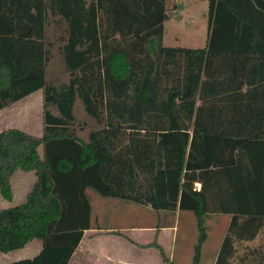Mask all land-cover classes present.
Here are the masks:
<instances>
[{"label": "trees", "instance_id": "1", "mask_svg": "<svg viewBox=\"0 0 264 264\" xmlns=\"http://www.w3.org/2000/svg\"><path fill=\"white\" fill-rule=\"evenodd\" d=\"M166 1L0 0V111L38 91L43 104L41 138L0 132L1 198L12 201L16 172L36 178L23 204L0 209V252L43 241L10 264H68L90 229L88 191L159 217L191 211L189 264L222 218L214 264H264V0H207L201 49L165 47ZM51 18L64 24L68 73L56 85L45 78ZM77 100L101 125L86 141Z\"/></svg>", "mask_w": 264, "mask_h": 264}, {"label": "rangeland", "instance_id": "2", "mask_svg": "<svg viewBox=\"0 0 264 264\" xmlns=\"http://www.w3.org/2000/svg\"><path fill=\"white\" fill-rule=\"evenodd\" d=\"M166 8L168 19L162 24L163 26V44L165 47L171 48H189L201 49L205 46L207 39V0H167ZM64 39V24L59 19H49L46 27V47L48 50L49 60L46 65L45 78L48 84L56 85L68 81V73L65 69L59 47ZM138 59V57H136ZM175 69L168 67L166 70ZM168 76H161V80H166ZM178 79L177 76L171 77V81H165L162 89H167L172 85V82ZM165 93V92H164ZM42 92L37 93L15 103L11 104L2 111H0V132L9 129H19L24 133L35 137H42L43 123H42ZM75 117V132L77 136L86 141L88 134L92 130L100 129L101 125L97 124L84 111L82 103L77 100L74 105ZM41 155V148H39ZM14 187V206L21 205L24 201L25 189H28L35 181L34 173L23 174L19 172L12 178ZM96 199L105 203L112 202L113 199L102 198L92 191H88ZM89 195V194H87ZM115 215L116 222L123 225L128 222H136L137 224L151 223L156 220L157 223L162 224L166 219L159 217L154 211H147L144 207L132 203L117 200ZM128 204V205H127ZM130 206L129 210H121L122 207ZM135 208V209H134ZM144 210V211H143ZM180 211V210H179ZM176 219L180 227L179 240L177 250L183 257L186 255L187 248H190V263L193 253V246L196 241L197 229L196 222L191 211H181ZM141 214H143V221H141ZM155 214V215H154ZM130 217V218H129ZM153 217L155 219H153ZM225 217V216H222ZM170 220V218H169ZM221 224L217 225L214 221L209 222L210 234L208 240L203 246L201 264H210L213 247L220 241L221 227H224L226 219L222 218ZM220 226V228H219ZM187 246H183V240ZM263 240V239H262ZM260 241V240H259ZM189 243L191 246H189ZM213 246V247H212ZM257 242L251 247H256ZM176 260L175 264H184Z\"/></svg>", "mask_w": 264, "mask_h": 264}, {"label": "crops", "instance_id": "3", "mask_svg": "<svg viewBox=\"0 0 264 264\" xmlns=\"http://www.w3.org/2000/svg\"><path fill=\"white\" fill-rule=\"evenodd\" d=\"M17 173L19 172L15 174ZM12 178V201L6 202L0 196V209L14 207L15 200ZM35 181L28 189L24 190V201L21 204L25 202ZM88 194L92 208L90 229L84 232L68 264H167L162 260L159 250L151 246L153 244L157 245L162 250L164 256L169 261L175 263L176 260H179L180 262L185 261L184 264L188 263L190 253L187 255V252L190 251L191 247L187 248L186 255L183 257L180 255V251L177 250L178 244H180L182 240H179L180 227L176 217L182 213L181 211L177 210L173 216L165 215L166 220L162 224L154 220L148 224L128 222L127 224L121 225L116 222L115 212L116 209H118V206H116L118 203L117 200L105 203L96 199L90 192ZM142 207L147 211L151 210L149 206ZM129 209H131L130 206L121 208V210ZM140 216L141 221H143V214ZM153 219L155 218L153 217ZM220 229L222 236L220 237V241H217L214 247L212 246L213 253L210 264H214L215 262V256L219 251L224 236L225 225ZM176 240H178V244H176ZM185 240L186 239L183 240V246H187ZM254 243L255 241L246 243L244 247L246 250L247 248L252 249L253 247L251 246L254 245ZM42 246V240L34 239L20 250L6 254L0 252V264H10L21 260L33 259L40 253ZM189 246H191L190 243Z\"/></svg>", "mask_w": 264, "mask_h": 264}]
</instances>
